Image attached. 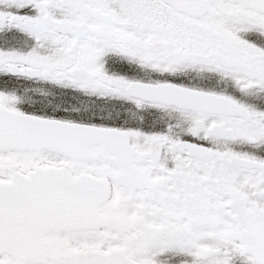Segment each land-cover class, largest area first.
Here are the masks:
<instances>
[{
  "label": "snow or ice",
  "instance_id": "6c2138e0",
  "mask_svg": "<svg viewBox=\"0 0 264 264\" xmlns=\"http://www.w3.org/2000/svg\"><path fill=\"white\" fill-rule=\"evenodd\" d=\"M0 264H264V0H0Z\"/></svg>",
  "mask_w": 264,
  "mask_h": 264
}]
</instances>
